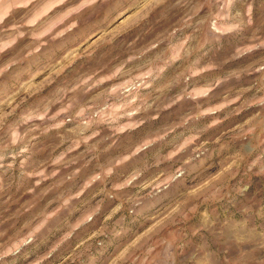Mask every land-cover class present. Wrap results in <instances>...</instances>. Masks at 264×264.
Returning a JSON list of instances; mask_svg holds the SVG:
<instances>
[{"label": "clouds", "instance_id": "clouds-1", "mask_svg": "<svg viewBox=\"0 0 264 264\" xmlns=\"http://www.w3.org/2000/svg\"><path fill=\"white\" fill-rule=\"evenodd\" d=\"M0 264H264V0H0Z\"/></svg>", "mask_w": 264, "mask_h": 264}]
</instances>
